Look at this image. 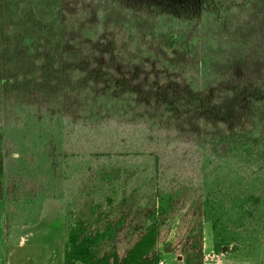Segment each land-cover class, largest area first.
Instances as JSON below:
<instances>
[{
  "label": "trees",
  "instance_id": "obj_1",
  "mask_svg": "<svg viewBox=\"0 0 264 264\" xmlns=\"http://www.w3.org/2000/svg\"><path fill=\"white\" fill-rule=\"evenodd\" d=\"M0 98L74 123L177 130L264 164V0H0ZM3 139L1 123L0 199L66 197L57 142L22 166L18 155L6 164ZM122 174L97 173L98 194L70 182L63 264H159L168 240L201 264L202 223L216 254L253 226V195L200 197L186 182L141 192Z\"/></svg>",
  "mask_w": 264,
  "mask_h": 264
},
{
  "label": "rangeland",
  "instance_id": "obj_2",
  "mask_svg": "<svg viewBox=\"0 0 264 264\" xmlns=\"http://www.w3.org/2000/svg\"><path fill=\"white\" fill-rule=\"evenodd\" d=\"M8 23L9 20L5 25ZM252 49L255 51L258 46ZM0 111L6 164L12 155H18V163L25 166L23 159H40L46 144L57 142L68 175L66 197L38 200L24 194L20 201L10 196L13 200L4 202V206L0 202V264H63L64 214L66 204L77 194L69 189V184L80 180L82 187L86 184L95 193H102L105 187H100L98 177L108 173L110 167L123 170L122 176L127 175V189L137 187L141 192L156 184L169 187L186 182L200 197H257L253 226L219 256L211 252V224L202 223V250L205 264L264 262V164L256 159L227 156L209 149L202 141L181 140L177 130L155 129L145 123L104 119L93 124L74 123L71 118L49 110L11 106L4 98H0ZM27 129L31 131L29 136ZM145 181L148 183L143 185ZM173 234L172 229L170 238ZM168 244L169 240L159 244L160 250H171L159 262L188 264L181 253L174 252L177 244ZM176 255L182 262H177Z\"/></svg>",
  "mask_w": 264,
  "mask_h": 264
},
{
  "label": "crops",
  "instance_id": "obj_3",
  "mask_svg": "<svg viewBox=\"0 0 264 264\" xmlns=\"http://www.w3.org/2000/svg\"><path fill=\"white\" fill-rule=\"evenodd\" d=\"M0 202L2 203V206H4L3 204H4V200H2V199H0ZM211 252H213L214 253V251H213V246H212V250H211ZM208 254H210V253H208ZM215 254V253H214ZM218 256H219V254H217ZM179 255H176L175 256V258H176V260H177V262H180L182 259H178L177 257H178ZM180 260V261H179ZM205 260H206V258H203V261H202V263L201 264H205L206 262H205ZM182 262V261H181ZM162 264H165V263H163V262H161ZM166 264H170V263H166Z\"/></svg>",
  "mask_w": 264,
  "mask_h": 264
},
{
  "label": "water",
  "instance_id": "obj_4",
  "mask_svg": "<svg viewBox=\"0 0 264 264\" xmlns=\"http://www.w3.org/2000/svg\"><path fill=\"white\" fill-rule=\"evenodd\" d=\"M177 258H178V259H181V257H180V256H178Z\"/></svg>",
  "mask_w": 264,
  "mask_h": 264
},
{
  "label": "built area",
  "instance_id": "obj_5",
  "mask_svg": "<svg viewBox=\"0 0 264 264\" xmlns=\"http://www.w3.org/2000/svg\"><path fill=\"white\" fill-rule=\"evenodd\" d=\"M159 264H162L161 262H159Z\"/></svg>",
  "mask_w": 264,
  "mask_h": 264
}]
</instances>
